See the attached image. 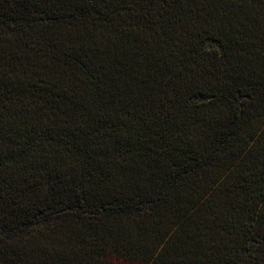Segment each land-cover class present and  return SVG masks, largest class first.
I'll return each instance as SVG.
<instances>
[{"label": "trees", "instance_id": "trees-1", "mask_svg": "<svg viewBox=\"0 0 264 264\" xmlns=\"http://www.w3.org/2000/svg\"><path fill=\"white\" fill-rule=\"evenodd\" d=\"M0 264H264V0H0Z\"/></svg>", "mask_w": 264, "mask_h": 264}]
</instances>
